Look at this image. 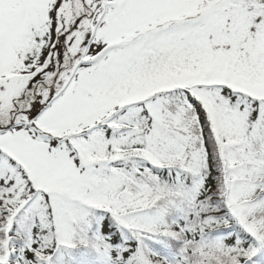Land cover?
<instances>
[{"label":"snow or ice","instance_id":"6c2138e0","mask_svg":"<svg viewBox=\"0 0 264 264\" xmlns=\"http://www.w3.org/2000/svg\"><path fill=\"white\" fill-rule=\"evenodd\" d=\"M0 264H264V0H0Z\"/></svg>","mask_w":264,"mask_h":264}]
</instances>
